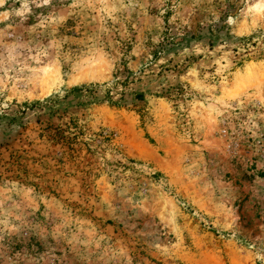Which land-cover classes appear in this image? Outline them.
<instances>
[{"label": "rangeland", "instance_id": "1", "mask_svg": "<svg viewBox=\"0 0 264 264\" xmlns=\"http://www.w3.org/2000/svg\"><path fill=\"white\" fill-rule=\"evenodd\" d=\"M0 264H264V0H0Z\"/></svg>", "mask_w": 264, "mask_h": 264}]
</instances>
